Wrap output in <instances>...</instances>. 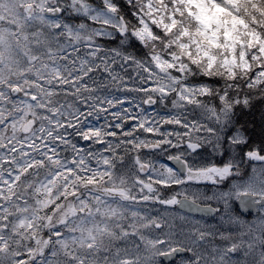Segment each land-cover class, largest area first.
<instances>
[{
	"label": "snow or ice",
	"instance_id": "1",
	"mask_svg": "<svg viewBox=\"0 0 264 264\" xmlns=\"http://www.w3.org/2000/svg\"><path fill=\"white\" fill-rule=\"evenodd\" d=\"M0 264H264V0H0Z\"/></svg>",
	"mask_w": 264,
	"mask_h": 264
}]
</instances>
